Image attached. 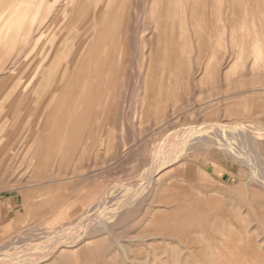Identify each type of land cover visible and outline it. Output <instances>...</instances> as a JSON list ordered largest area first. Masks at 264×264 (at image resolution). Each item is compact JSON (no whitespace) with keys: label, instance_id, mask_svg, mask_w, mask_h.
Instances as JSON below:
<instances>
[{"label":"rangeland","instance_id":"1","mask_svg":"<svg viewBox=\"0 0 264 264\" xmlns=\"http://www.w3.org/2000/svg\"><path fill=\"white\" fill-rule=\"evenodd\" d=\"M263 174L264 0H0V264H264Z\"/></svg>","mask_w":264,"mask_h":264},{"label":"bare ground","instance_id":"2","mask_svg":"<svg viewBox=\"0 0 264 264\" xmlns=\"http://www.w3.org/2000/svg\"><path fill=\"white\" fill-rule=\"evenodd\" d=\"M164 1H165V0H164ZM167 1H168V0H167ZM170 1H173V0H170ZM176 2H177V1H176ZM261 130H262V129H261ZM233 133H234V132H233ZM236 134H237V133H236ZM234 135H235V133H234ZM237 136H238V135H237ZM237 136H235V137H236L235 139H237ZM240 136H242V135H239L238 139L240 138ZM242 137H243V136H242ZM242 137H241V139H242ZM218 140H219V139H218ZM204 141H205V140H204ZM238 141H239V140H238ZM255 141H256V140H255ZM238 143H239V142H238ZM241 143H242V140H241ZM235 144H236V143H235ZM189 145H190V144H189ZM229 146H230V145H229ZM235 147H236V146H235ZM243 147H245V146H243ZM254 147H255V145H254ZM237 148H238V147H237ZM229 150H231V149H229ZM244 151H245V150H244ZM237 152H238V155H239L241 158H244V159L247 161V163L250 161L251 158H250L249 160H247V159L245 158L246 156L244 157V155L241 154V153H243L242 151H241V153H240V151H237ZM246 152H247V151H246ZM246 152H245V153H246ZM250 154H251V153H250ZM248 155H249V153H248ZM233 156H234V155H233ZM258 156H259V155H258ZM247 157H251V156H247ZM252 157H253V156H252ZM254 157H255V156H254ZM257 158H258V157H257ZM257 158H256V160H258ZM252 159H253V158H252ZM241 160H243V159H241ZM241 160H240V161H241ZM245 160H244V161H245ZM253 160H254V159H253ZM256 160H255V162H256ZM245 163H246V162H245ZM251 163H252V162H251ZM247 165H249V163H248ZM250 165H251V164H250ZM250 165H249V166H250ZM250 167H251V166H250ZM259 168H260V166H259ZM259 168L257 167V170H258ZM252 169L256 171V169H255L254 167H252ZM258 173H260V172H258ZM253 174H254V172H253ZM260 174H262V173H260ZM258 175H259V174H258ZM260 177H261V175H260ZM260 177H258V178H260ZM262 177L264 178V174H263ZM263 178H262V180H264ZM260 179H261V178H260ZM258 180H259V179H258ZM260 181H261V180H260ZM263 183H264V182H263Z\"/></svg>","mask_w":264,"mask_h":264}]
</instances>
